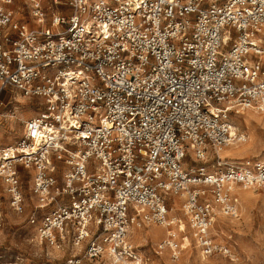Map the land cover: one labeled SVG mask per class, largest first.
I'll return each instance as SVG.
<instances>
[{"label":"built area","instance_id":"built-area-1","mask_svg":"<svg viewBox=\"0 0 264 264\" xmlns=\"http://www.w3.org/2000/svg\"><path fill=\"white\" fill-rule=\"evenodd\" d=\"M263 55L264 0H0V97L41 111L0 147L10 208L29 169L40 243L138 264L134 226L176 227L158 250L184 248L173 196L201 251L229 252L212 229L238 216L231 185L264 192V161L222 153L247 141L232 115L264 114Z\"/></svg>","mask_w":264,"mask_h":264},{"label":"rangeland","instance_id":"rangeland-1","mask_svg":"<svg viewBox=\"0 0 264 264\" xmlns=\"http://www.w3.org/2000/svg\"><path fill=\"white\" fill-rule=\"evenodd\" d=\"M261 61L264 63V55ZM0 100L6 104L0 107V147H5L19 140L25 132V122L38 116L41 111L38 109V99L19 92L5 91ZM231 121L246 135L247 141L230 146L244 149L246 152L234 156L225 154L223 150V155H227L231 160L252 158L264 161V114L246 110L241 114L232 115ZM22 172L23 191L26 194L22 214H17L10 208L8 195L0 183V211L4 217L0 227V264H76L73 257L75 252L60 251L40 243L37 238L36 228L28 220L35 203L29 190L31 171L24 169ZM233 187L231 197L238 208V216L231 218L218 212L212 229L213 241L220 246H226L229 252L223 250L210 255L202 252L188 227L181 198L171 196L170 200L175 202L171 215L181 218L178 229L186 231L187 238L184 241L180 238L184 248L179 256L174 258L170 249L158 250V244L168 233L167 227L157 224L134 226L129 243L138 255V264H264V192L260 189H244L235 185ZM237 189L249 196V204L244 209L240 204ZM155 227L162 229L158 237H152L150 234ZM172 229L175 230L176 227ZM79 258V264H111L112 257L105 255L100 259L91 260L82 254ZM123 262L135 264L129 260Z\"/></svg>","mask_w":264,"mask_h":264},{"label":"bare ground","instance_id":"bare-ground-1","mask_svg":"<svg viewBox=\"0 0 264 264\" xmlns=\"http://www.w3.org/2000/svg\"><path fill=\"white\" fill-rule=\"evenodd\" d=\"M256 112V111H255ZM258 113V112H257ZM234 145H237V144H234ZM232 146V145H231ZM230 145H229V147H226V148H224L223 150H224V153L225 154H230V155H234V156H238V155H241L242 153H244V152H246L244 149H238V148H235V147H231ZM234 185H231V188L232 189H234V187H233ZM237 192H238V194L240 195V204L242 205V208L244 209V208H246L247 207V205L249 204V200H248V195L247 194H244V193H242L241 192V190L240 189H237ZM242 201V202H241ZM173 211V210H172ZM176 218H180V217H178V216H175ZM181 219V218H180ZM215 219H216V217H215ZM182 222V221H181ZM231 222H232V220H231ZM149 225H151V224H149ZM135 227H138V226H135ZM163 227H165V226H163ZM168 228V233L171 231V229L172 228H170V227H167ZM174 230V229H173ZM162 231V229H160V228H158V227H155V228H152V230L150 231V234H151V236L152 237H158L160 234V232ZM109 256V255H108ZM110 257V256H109ZM111 259V261H110V263L111 264H119V263H116V262H114L113 260H112V258H110ZM122 264H126V262H122Z\"/></svg>","mask_w":264,"mask_h":264},{"label":"crops","instance_id":"crops-1","mask_svg":"<svg viewBox=\"0 0 264 264\" xmlns=\"http://www.w3.org/2000/svg\"><path fill=\"white\" fill-rule=\"evenodd\" d=\"M30 24L33 25L32 22H31ZM22 169H23V168H22Z\"/></svg>","mask_w":264,"mask_h":264}]
</instances>
